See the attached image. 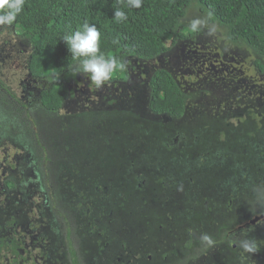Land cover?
I'll use <instances>...</instances> for the list:
<instances>
[{
    "label": "trees",
    "instance_id": "obj_1",
    "mask_svg": "<svg viewBox=\"0 0 264 264\" xmlns=\"http://www.w3.org/2000/svg\"><path fill=\"white\" fill-rule=\"evenodd\" d=\"M193 4L205 16L206 23L220 28L230 44L248 49L256 57L254 65L260 72L264 70V0H142L138 9L127 7V0H25L24 10L15 23L0 26V36L11 29L29 44L26 72L35 84L41 85L37 99L29 105L16 99L0 83V134H3L0 144L22 153L30 168L22 172L15 162L8 160L0 169V222L4 223L3 229L13 223V217L24 220L21 211L32 216L34 211L43 214L49 209L56 223H61L67 230L72 225L74 230L72 219L66 214L70 212L69 204L74 201L70 195L78 194L82 188L87 192L81 191V195L91 197L92 193L93 202L103 210L108 205H115L114 209H126L129 212L126 215H139L132 224L135 229L142 219L150 234L157 231L160 224L161 228L170 226L185 230L182 243L173 250L177 264H191L204 258L211 249L223 254L225 263L228 255L237 256L232 248L231 233L237 220H229L235 223L232 229L231 224H223L234 206L236 195H241L237 203L245 204L243 213L247 212L250 203L257 205L250 215L264 213V165L258 163L254 178V168L245 164L244 159L228 158V164H223L222 155L208 149L212 142L210 134L199 127L170 130L167 121H184L187 117L188 108L194 102L195 86L185 88L179 83L178 74L161 66L147 79L145 104L151 117H145L147 114L136 106L134 111L114 108L60 113L63 102L73 96L68 83L81 74L72 71L76 62L62 39L64 34L75 31L85 21L95 24L101 34V52L126 63V71L114 75L111 80L126 81L130 76L126 60L156 61L177 44L199 33L188 31L190 25L181 23ZM116 8L126 12L127 21L117 23L114 20ZM209 12L212 13L210 18ZM255 119L258 120L253 127L249 125L238 131L245 140L237 141L242 143L239 146L245 151H250L248 147L258 141L262 156L264 120ZM53 122L58 125L50 128ZM108 124H114V127L120 124L124 132L117 135L114 131L106 132ZM131 135L138 143H144L137 149L141 154H136L134 160L129 157L132 163L128 167L122 163L118 165L116 162H121L127 154L124 147H115L117 140L126 137L128 141ZM126 140L122 139L124 145ZM209 166L214 171H221V176L210 178ZM225 166H230L227 171ZM118 169L123 170L116 173ZM100 179L107 191H102ZM154 180L163 185L154 186L162 195L157 196L151 191L148 194L150 182ZM252 189L258 192L254 197ZM33 193L42 199L31 209L26 197ZM167 197L175 198L174 206L171 205L173 212L171 206L168 207ZM134 201L138 205L132 206ZM154 201H158L157 209L150 203ZM238 204L236 210H241ZM133 211L138 213L134 215ZM250 215L244 219L239 215L240 224L235 229L250 227L253 224ZM107 219L102 220L99 229L106 235L113 233L115 228V224H111L114 220L111 218L108 222ZM202 233L212 237L214 246L201 245L199 237ZM0 245L14 248L16 242L3 235ZM222 257L219 258L221 264ZM236 259L231 262H237Z\"/></svg>",
    "mask_w": 264,
    "mask_h": 264
},
{
    "label": "rangeland",
    "instance_id": "obj_2",
    "mask_svg": "<svg viewBox=\"0 0 264 264\" xmlns=\"http://www.w3.org/2000/svg\"><path fill=\"white\" fill-rule=\"evenodd\" d=\"M200 18L205 21V16L200 14L195 4L192 5L186 17L181 21L184 25H190L191 21ZM214 28V31H209V29ZM221 29L215 25L205 23V26L199 31V33L192 39L182 41L177 44L175 48L162 55L159 59L153 62H142L138 60H126L127 65L130 70V76L126 81H116L110 80L106 83L104 87L97 90L94 85L90 83L87 76L84 74H78L76 79L68 83V87L73 91V96L69 97L63 102L62 109L60 113L64 114L66 112H76L81 110H97V109H114V108H130L134 111L135 106L137 109L144 112L145 117H151L146 111V99L147 95V79L149 74L158 67H166L175 75L178 74V81L184 87L188 85L195 86L196 94L191 103V107L188 108L187 117L185 120H169L167 126L170 130L176 131L189 130L193 126L198 129L204 128L206 122L210 119L221 118L225 126L233 124L238 128L246 129L248 124L256 122L249 114L251 111L254 112V118H259V122L264 119V70L260 72L258 68L254 65V59L256 58L248 49L240 48L230 44L224 37V34L220 31ZM1 39H6L10 43L12 53L14 54L15 61L10 60L8 63L0 65V80L5 83L6 86L11 90V94L18 99L23 104H32L38 97V88L41 86L39 84L33 83L29 80L28 73L19 68L26 63V57L30 50V47L24 43L23 37L18 35L14 30H5L0 36ZM21 53H19V51ZM9 56H12L9 54ZM10 62L18 63V69H11L7 66ZM262 63L264 64V58H262ZM22 64V65H21ZM16 65V64H15ZM134 67V69H131ZM135 102L133 105L131 102ZM244 112V115L242 114ZM246 117L247 123H243L245 127H242V117ZM191 118L192 120L188 119ZM211 128L214 129V123L210 122ZM54 125L57 127V122L50 124V128ZM114 124H108L105 128L106 132L114 131L117 135L124 132L122 126L118 124V127H114ZM121 131H120V130ZM3 134H0L2 137ZM24 136V135H23ZM223 138V137H222ZM4 139V137H3ZM122 139L126 140V137L117 140L116 148L124 147L123 151L126 152V156L123 160L117 161L116 164L130 166L134 160L136 154L140 153L137 149H141L144 143H138L133 135L128 136V141L126 140L125 145L122 143ZM243 139V138H242ZM245 140V139H243ZM5 143V142H4ZM259 145V143L257 144ZM141 154V153H140ZM125 156V155H124ZM22 153L14 148H10L7 145L0 144V169L3 168L4 163L10 160L15 162L16 167L22 172L27 170L28 164L23 159ZM130 157V158H129ZM91 163V160H90ZM29 168V167H28ZM30 169V168H29ZM123 169H118L116 173L122 172ZM126 170V169H125ZM102 191H107L108 188L103 186L104 181L100 179ZM115 184L117 182L114 181ZM114 188V187H113ZM82 189V188H81ZM149 189V188H148ZM151 188L148 190L150 193ZM252 191V196L257 195L258 192ZM154 193V192H153ZM157 196L158 194L155 193ZM35 195V194H34ZM32 196L36 202L35 196ZM138 197V194H137ZM241 195H236L233 197L234 206L231 208L227 219L223 225H232L231 229L234 227L235 223H230L229 220L234 218L237 220L236 226L240 224L238 216L240 215L243 219L247 218L251 209H256L257 205L250 203V206L246 208L245 204H238L237 201ZM31 198V196H30ZM152 207L157 209L158 201L150 202ZM149 203V206H150ZM240 206L241 210H236V206ZM133 205H138L137 202H133ZM252 205V206H251ZM115 207V205H112ZM132 210V209H131ZM122 212V213H119ZM134 212V211H133ZM126 209L114 211V224L115 228L113 232H116L118 237L112 239L110 244V250L115 252L120 244V239L123 238L125 241H129V237H132L134 242L139 239L144 241H157L159 251L161 249H166V244L170 243L172 239H166L167 229L163 230L155 237V235H150L140 229L137 225L136 229L132 224L133 220L130 218L132 215ZM138 211L132 213L137 214ZM121 214V215H119ZM259 216V212L257 213ZM126 216V217H125ZM253 217H258L254 214L250 215V220H254ZM252 218V219H251ZM129 223H126V221ZM258 221V220H257ZM253 222L250 227L245 228L244 226L232 229L233 244L232 247L236 250L237 256L228 255L230 260L223 262V254L211 249L204 258L196 259L191 264H221L220 257H222V264H260L262 261L264 263V220L259 222ZM27 224V223H26ZM143 225V223H141ZM10 236H14L16 240L22 239L28 242V238L32 232V228L26 226L24 229L15 230L12 225H7ZM174 233L180 236L176 245L182 243L183 238L186 236V231L180 229L179 227L173 228ZM237 230V232L235 231ZM175 233V234H176ZM9 236V237H10ZM110 236L109 239H111ZM254 239L258 245V251L253 254H244L242 250L238 247L236 241L242 238ZM145 238V240H144ZM166 244H165V243ZM25 246H28L26 243ZM28 250V247L26 248ZM180 249V248H179ZM182 249V248H181ZM241 254L243 257H240ZM217 255V258L214 257ZM37 252L33 249L29 250V253H25L18 264H36ZM220 256V257H219ZM237 262H231L232 259L236 258ZM12 256H10V251L5 247H0V264H10Z\"/></svg>",
    "mask_w": 264,
    "mask_h": 264
},
{
    "label": "flooded vegetation",
    "instance_id": "obj_3",
    "mask_svg": "<svg viewBox=\"0 0 264 264\" xmlns=\"http://www.w3.org/2000/svg\"><path fill=\"white\" fill-rule=\"evenodd\" d=\"M10 42L6 39L0 38V65L1 63L3 66L5 63H8L10 60L15 61L17 58H15L14 54L12 53V49L10 47ZM19 51V49H18ZM30 51V50H29ZM19 53H21L19 51ZM11 54L12 56H9ZM16 64V65H15ZM10 65V66H9ZM18 63L10 62L7 66H9L11 69H18L17 67ZM22 65V64H21ZM23 67L19 68V70H23V68L26 69V63L22 65ZM29 80H32L28 74ZM0 83L3 85L4 88L8 89L11 93V90L8 86L5 85L3 81L0 80ZM244 115V112L242 113ZM249 117H251L253 120H258L254 118V112L251 111L249 114ZM242 127H245L243 123H247L246 117H242ZM264 120V119H263ZM214 123V129H208L207 127L211 128V123ZM248 126L251 125L247 123ZM207 127L201 128L204 132L210 134L211 136V147L208 149L213 151V153L219 154V156L222 155L223 164L227 165L229 159H237L240 158L241 160L244 159L245 164H251L254 168V178L256 177V170L258 167V163H261L264 165V150L263 155L260 149V144L257 145L259 142L255 141V144L253 147H248L251 150L245 151L243 150L241 145L242 143H239L237 140L242 139L243 137L239 135V130L242 128H238L237 126H234L233 124L226 125L223 121H221V118H215V119H209L206 122ZM254 126V123H252V127ZM230 130V131H229ZM223 137V138H222ZM257 138V137H256ZM233 139H235L233 143ZM243 140V139H242ZM253 144V143H252ZM239 146V147H238ZM264 148V145H263ZM245 156V158L243 157ZM246 160V161H245ZM227 167V166H225ZM230 167V166H229ZM227 167L225 171L229 168ZM220 168V167H219ZM242 168H246L243 166ZM233 170V168H231ZM208 176L210 178L221 176V171H214L211 166L207 168ZM264 180V177H263ZM151 192L157 193L158 195H162L155 186V184H159L163 186L160 181L156 182L151 181ZM96 187L94 186V189ZM93 189V190H94ZM83 193L86 194L87 190L79 188ZM81 191H78V194H74L70 192V198H74V201L70 203L69 211L66 215L67 217H70L72 219V224L75 227L73 230L72 225L70 230L65 229V227H62L63 225L61 223H56L54 220L53 213H49V209L45 211V213H40L38 211H34L32 213V216L29 215L26 211L22 213L17 210L20 214H23V219H19L13 217V223L7 224L12 225L13 228L17 231L19 229H24L26 226H29L32 228V232L29 231L28 234H31L28 238V242H25V240L19 239L16 240V238L13 236L8 235L9 233L6 232V230L9 231L8 227L7 229H3L4 223L0 222V238L3 235H7L8 237L16 242V246L13 248L11 246L7 245H0V247H5L10 251V256H12V260L10 264H18V262L25 257V253L29 250L33 249L37 252L36 256V264H177L175 261V256L173 253V250L177 247L175 243L179 240L180 236L173 233V229L170 226H167L165 228L157 229V231L153 232L152 234L146 232L148 229H146L145 225L146 223L142 221V219L139 221L138 224L140 226V229L144 232L158 236L160 232L167 229L166 239H172V241L168 244H166V249H161L159 251L158 243L157 241H144L142 242L139 239H137L136 242L132 240V237L127 236L129 238V241H125L120 239V244L117 247V250L115 252H112L110 250V244L112 242V239L115 237H118L116 232L108 233L107 235L100 232L99 229L101 228V224L104 218H108L109 220L114 217V206L108 205L107 209L104 210L99 208L96 203L93 202L95 199L93 194L91 193L90 196L81 195ZM165 194V192H163ZM35 194V195H34ZM35 196L36 202H39L38 200H41L42 197L38 196V194L33 193L30 196L26 197L30 201L31 209L34 206V203L32 200V196ZM160 197V196H159ZM175 199V198H174ZM172 198H168V204L170 207L172 204H174L175 200ZM19 202L21 204H24L23 200L19 198ZM32 203V204H31ZM46 204V203H45ZM44 204V205H45ZM107 204H105V207ZM174 206V205H172ZM171 206V209L174 208ZM170 209V210H171ZM169 210V211H170ZM174 210L172 209V212ZM1 217V215H0ZM139 215L131 216V219L133 222L137 220ZM156 218V215H155ZM10 219V218H9ZM11 220V219H10ZM106 220V219H105ZM157 222L159 223V219H157ZM261 220V219H258ZM264 220V219H263ZM261 220V221H263ZM144 223L141 225V223ZM27 223V224H26ZM111 224H114V221H111ZM61 225V226H60ZM108 240V238H110ZM145 240V238H144ZM28 244V246H25V244ZM176 245V246H175ZM234 246V244H233ZM232 246V247H233ZM28 247V250L26 249ZM178 249V248H177ZM68 254V256H67Z\"/></svg>",
    "mask_w": 264,
    "mask_h": 264
},
{
    "label": "clouds",
    "instance_id": "obj_4",
    "mask_svg": "<svg viewBox=\"0 0 264 264\" xmlns=\"http://www.w3.org/2000/svg\"><path fill=\"white\" fill-rule=\"evenodd\" d=\"M142 0H127V7L140 8ZM25 0H0V26H11L15 23L17 16L24 10ZM209 18L212 13H208ZM113 18L117 23L127 21L125 11L120 8L114 10ZM205 21L196 18L191 21L188 31L199 32L205 26ZM214 31V28L209 29ZM100 31L95 24L85 21L71 33L63 35L62 39L68 47L72 60L76 63L72 66L75 74L81 73L97 90L106 85L114 75H122L126 71V63L115 56H106L100 50ZM117 43V41H113ZM27 44V43H26ZM29 46V44H27ZM26 71V69H25ZM33 86L35 81L31 80ZM200 243L206 247L214 246V241L208 233H202L199 237ZM238 247L244 254L256 253L258 245L254 239L242 238L236 241Z\"/></svg>",
    "mask_w": 264,
    "mask_h": 264
},
{
    "label": "water",
    "instance_id": "obj_5",
    "mask_svg": "<svg viewBox=\"0 0 264 264\" xmlns=\"http://www.w3.org/2000/svg\"><path fill=\"white\" fill-rule=\"evenodd\" d=\"M258 219H261V220H263V219H264V213H263V214H261V215H260V216H258V217H255V218H254V220H252V222H251V223H253V222L257 221Z\"/></svg>",
    "mask_w": 264,
    "mask_h": 264
}]
</instances>
